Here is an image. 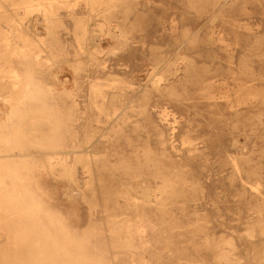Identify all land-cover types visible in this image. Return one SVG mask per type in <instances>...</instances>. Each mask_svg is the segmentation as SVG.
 <instances>
[{
  "label": "rangeland",
  "instance_id": "374dc122",
  "mask_svg": "<svg viewBox=\"0 0 264 264\" xmlns=\"http://www.w3.org/2000/svg\"><path fill=\"white\" fill-rule=\"evenodd\" d=\"M221 1L213 22L206 0H128L126 21L120 2L117 45L103 7L57 12V81L34 76L65 148L11 144L26 167L0 188L20 202L0 212V264H264V0ZM22 26L46 35L40 13Z\"/></svg>",
  "mask_w": 264,
  "mask_h": 264
},
{
  "label": "bare ground",
  "instance_id": "6f19581e",
  "mask_svg": "<svg viewBox=\"0 0 264 264\" xmlns=\"http://www.w3.org/2000/svg\"><path fill=\"white\" fill-rule=\"evenodd\" d=\"M78 1L79 0H75L71 3L68 0H0V188L5 184L3 182L6 177H8L13 183L19 182L21 179L20 171L26 167L24 164L15 166L12 161L8 159V152L11 149V144L13 147H15V149H23L28 144L35 147L37 146L45 148L50 152L51 156H57L60 152L64 151L65 138L68 134V126L59 115L47 108L46 95L51 94V88H44V83L36 80L34 73L38 72L42 75L44 73H49L50 81L54 84L57 81L58 72L53 70L57 57V52L53 44V40H56L53 32V27L57 22L56 14L61 9L74 14V10ZM206 1L210 2L213 8V10L210 12V19L211 22H213L215 19V12L218 10L222 1ZM120 2L123 3V6L125 7L126 13L123 19L126 21L128 19V10H130L128 7V0H84V9H86V11L89 13L88 19L98 17L99 9L102 7L104 8L103 11L106 12L103 15V20L98 24L97 28L100 33H106L107 36L113 38V40L116 41V45L117 42L120 43V41L128 43L132 38V26L128 28V30L124 31L122 30L121 24L116 23L113 19L115 17L113 12L116 8V5H118ZM35 12L40 13L46 21L45 37L37 36V38H33L25 32L26 29L23 28L24 26H22V21L30 14ZM173 22L175 23L174 18ZM174 23L173 25H175ZM61 25L63 24L61 23ZM75 26L76 29L81 30L80 34H77V41L82 42V40L85 39L83 33V20L76 19ZM192 37L196 38V33H194ZM116 45H114V47ZM78 46L80 47L79 44L77 47ZM54 50L55 53H53ZM48 52H50V55L44 58V55ZM81 52L83 51L81 50ZM149 79H151L152 85L155 88H159L161 86L160 83L165 81L164 77L157 76L154 73ZM112 83L113 81L111 82V85ZM166 83L168 82L166 81ZM100 85L97 83L91 84V88L89 89L91 90L92 101L101 95L102 90ZM70 88L73 89V87ZM67 89L68 88H66V90ZM116 97L117 96L113 94L111 101L116 99ZM88 141L89 139H87V142ZM42 174L44 173H41V175ZM19 205L20 202L18 198L0 195L1 213H7L9 211L15 210ZM40 225L42 226V224ZM67 256H69V254Z\"/></svg>",
  "mask_w": 264,
  "mask_h": 264
}]
</instances>
